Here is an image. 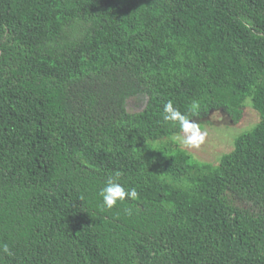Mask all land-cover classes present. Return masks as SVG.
<instances>
[{"label":"trees","instance_id":"obj_1","mask_svg":"<svg viewBox=\"0 0 264 264\" xmlns=\"http://www.w3.org/2000/svg\"><path fill=\"white\" fill-rule=\"evenodd\" d=\"M0 264H264V0H0Z\"/></svg>","mask_w":264,"mask_h":264},{"label":"rangeland","instance_id":"obj_2","mask_svg":"<svg viewBox=\"0 0 264 264\" xmlns=\"http://www.w3.org/2000/svg\"><path fill=\"white\" fill-rule=\"evenodd\" d=\"M148 103V96L137 95L128 99V111L140 112ZM260 120L259 113L252 106L251 100L246 102L239 120L224 111L214 110L206 116L193 118L189 129L177 134L175 140L201 162L218 164L221 156L229 152L235 139L244 131L251 129ZM243 208L253 209V206L237 201Z\"/></svg>","mask_w":264,"mask_h":264}]
</instances>
